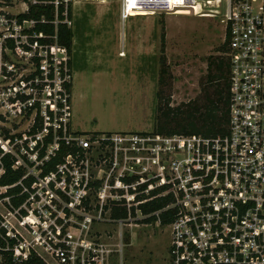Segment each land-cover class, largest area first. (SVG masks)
<instances>
[{
  "label": "built area",
  "instance_id": "1",
  "mask_svg": "<svg viewBox=\"0 0 264 264\" xmlns=\"http://www.w3.org/2000/svg\"><path fill=\"white\" fill-rule=\"evenodd\" d=\"M121 3L125 21L132 12L126 0ZM169 5L174 10L166 14L190 13L223 28L230 70L226 134L73 136L72 96L65 89L73 78L68 56L57 45H39L42 35L26 33L34 22L20 24L0 8V77L18 70L2 63L3 48L36 67L28 83L0 88V109L8 118L34 114L32 129L38 118L43 125L10 141L0 132V166L10 155L14 168L25 171L15 185L0 186L4 194L18 187L25 197L19 207L2 198L13 212L0 220L6 244L0 250L13 252L15 263L33 254L45 264H109L113 250L90 239L95 223L131 224L135 215L161 222L168 213L173 218L168 264H264V0H169ZM26 23L32 28L25 29ZM62 145L73 151L45 173ZM4 174L0 167V178ZM156 201L168 204L153 213L143 210Z\"/></svg>",
  "mask_w": 264,
  "mask_h": 264
},
{
  "label": "rangeland",
  "instance_id": "2",
  "mask_svg": "<svg viewBox=\"0 0 264 264\" xmlns=\"http://www.w3.org/2000/svg\"><path fill=\"white\" fill-rule=\"evenodd\" d=\"M71 2L75 38L69 120L75 130L73 136L91 139L122 132L151 133L157 125L175 129L192 119L198 122L213 104L222 108L217 91L225 88L230 70L228 66L217 69L226 49L223 28L216 20L199 19L190 13L166 14L174 9L154 2L155 9L163 14L135 12L124 21L121 0ZM0 8L10 18L28 9L19 0H0ZM24 26L29 29L33 25ZM2 52V63L14 64L18 70L6 79L0 77V88H12L20 81L28 83L35 74V64L4 48ZM122 54L125 57H120ZM56 57L66 58L62 54ZM163 69L166 74L162 75ZM163 112L170 113L167 121ZM34 116L25 112L8 118L0 109V132L27 134ZM10 211V203L0 198V220ZM9 218L17 225L13 217ZM170 238L169 225L158 220L148 223L135 215L131 224L95 223L90 239L113 250L109 264H168Z\"/></svg>",
  "mask_w": 264,
  "mask_h": 264
},
{
  "label": "trees",
  "instance_id": "3",
  "mask_svg": "<svg viewBox=\"0 0 264 264\" xmlns=\"http://www.w3.org/2000/svg\"><path fill=\"white\" fill-rule=\"evenodd\" d=\"M11 1V0H10ZM23 4H26L28 9L26 12L19 14L16 16L17 21L22 24L23 22H34V28L30 31H27L29 35H42V38H38L37 41L41 46H55L57 45L60 49V52L65 53L68 58V69L69 75L73 76V46H74V30L72 27L73 21V12H72V2L69 0H19ZM58 3V5H57ZM164 8L166 9L169 5V0H163ZM71 23V25L69 24ZM161 44H162V53H165V44H166V35L165 32L161 36ZM224 49H226L227 42L223 43ZM10 47L14 49V44L11 43ZM51 55H53V49L50 50ZM161 63L165 65V59L161 58ZM217 69L223 70L224 67L228 66V60L223 58V60L218 61ZM63 66V64H62ZM39 69V73H41V69ZM161 74H166V70H161ZM162 80V79H161ZM160 80V81H161ZM65 89L67 93L72 96L73 92V82L65 83ZM228 90V91H227ZM218 101L222 105V108L218 106H214L212 101L210 106L213 104V108L208 110L201 118L192 119L190 122L186 124H179L178 128L168 129L167 125L159 126L157 125L154 133L160 135H175V134H184V135H203V136H217L223 135L227 133V125H228V117H229V81L226 83L225 88L218 90ZM71 101V100H70ZM171 111V110H170ZM163 116L166 118V121L169 119L170 113L163 112ZM191 117H189V120ZM42 123L40 122V118L37 119V123L32 129V133H37L42 129ZM5 141H10L15 138V136H10L9 134H2ZM52 141V136L48 137L46 143H50ZM73 151L68 147L62 145L60 147L59 155L57 158L53 160L50 164L45 168V173L50 172L55 169V167L63 161V157L69 152ZM2 150L0 149V157L2 154ZM17 161L14 157L10 155H6L1 158V166L4 168L5 174L0 178V186L7 187L13 186L18 183L23 176L25 175V171L23 169H15ZM20 188L15 187L13 189H9L6 194L0 196V198L10 197L11 204L15 207L21 206L25 197L20 196ZM168 202L156 201L149 204L147 207H143V210L147 213H153L154 211L161 210L164 206H166ZM118 211V210H115ZM117 215H122L119 213L114 214V218H118ZM125 216V214H124ZM157 221L156 217L149 218L146 222L151 223ZM162 225H169L172 223L173 218L170 214H163L160 218ZM9 244L12 246L14 241H10ZM129 244V240H128ZM0 247L5 248L6 244L0 239ZM0 255H3L2 264H18L13 261V252H2L0 250ZM20 264H45L40 258L35 255H30L26 258H23Z\"/></svg>",
  "mask_w": 264,
  "mask_h": 264
},
{
  "label": "crops",
  "instance_id": "4",
  "mask_svg": "<svg viewBox=\"0 0 264 264\" xmlns=\"http://www.w3.org/2000/svg\"><path fill=\"white\" fill-rule=\"evenodd\" d=\"M139 2H142V3H139ZM154 2L162 5L163 0H129L128 9L132 13H135V12L148 13L149 11L158 12L157 8L155 9V7L153 6ZM126 3H127V0H126ZM120 57H125V55L122 54Z\"/></svg>",
  "mask_w": 264,
  "mask_h": 264
}]
</instances>
